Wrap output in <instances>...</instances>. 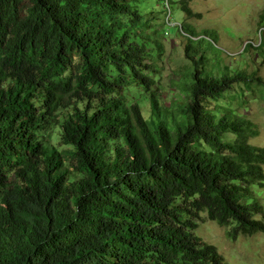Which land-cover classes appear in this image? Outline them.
<instances>
[{"label":"trees","instance_id":"obj_1","mask_svg":"<svg viewBox=\"0 0 264 264\" xmlns=\"http://www.w3.org/2000/svg\"><path fill=\"white\" fill-rule=\"evenodd\" d=\"M150 2L0 0V264H226L195 234L202 214L264 234L258 131L212 103L263 80L227 67L212 78L203 35L182 24L188 103L165 113Z\"/></svg>","mask_w":264,"mask_h":264},{"label":"rangeland","instance_id":"obj_2","mask_svg":"<svg viewBox=\"0 0 264 264\" xmlns=\"http://www.w3.org/2000/svg\"><path fill=\"white\" fill-rule=\"evenodd\" d=\"M188 6L201 18L188 19L179 5L168 6L167 1L151 0L153 12L146 17L151 31L157 30L156 38L163 47V55L157 61L162 74L160 107L171 114V106L184 107L188 103L183 90L184 83L193 65L185 56L187 38L181 32V25H190L197 35L194 40L204 51L205 70L212 78H220L223 68L229 73L244 72L256 74L262 83L236 84L223 93L213 105L231 110L236 116L250 120L258 131L248 142L264 148V0H186ZM133 97V96H132ZM144 105L146 113L152 112L146 95L132 99ZM58 127H49L45 134L51 143L61 151L68 148L60 143ZM231 136L225 140L230 141ZM72 160L65 159L71 166ZM72 174V178H75ZM264 206V188L258 193ZM195 234L203 241L214 245L223 256L226 264H264V234L252 233L249 236L233 234V225L220 227L208 221L204 214L197 220Z\"/></svg>","mask_w":264,"mask_h":264},{"label":"clouds","instance_id":"obj_3","mask_svg":"<svg viewBox=\"0 0 264 264\" xmlns=\"http://www.w3.org/2000/svg\"><path fill=\"white\" fill-rule=\"evenodd\" d=\"M181 27V26H180Z\"/></svg>","mask_w":264,"mask_h":264}]
</instances>
